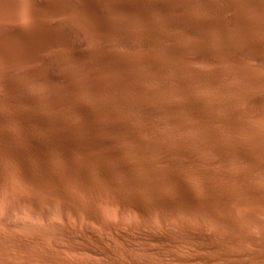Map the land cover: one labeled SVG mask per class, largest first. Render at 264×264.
Here are the masks:
<instances>
[{"label":"bare ground","instance_id":"6f19581e","mask_svg":"<svg viewBox=\"0 0 264 264\" xmlns=\"http://www.w3.org/2000/svg\"><path fill=\"white\" fill-rule=\"evenodd\" d=\"M221 1L223 5L219 6L210 0H98L93 7L98 14L94 15L89 6L69 0L71 18L66 24L85 47H92V52L101 56L97 64L101 67L94 65L99 60L91 61L88 53H75L85 68L95 69L91 72L95 76H89V70L86 74L76 69L75 78L74 71L68 75L66 70V86L48 97L31 96L22 76L0 74V88L19 94L24 107L29 106L14 111L24 123L21 135L26 142L20 135L0 130V152L12 154L9 158L23 155L39 164L33 171L26 161H19L17 168L0 162V169L13 178L10 183L17 187L13 200L35 209L37 201L46 205L55 198L59 210L65 213L72 206L73 195L90 194L143 218L149 211L154 212L161 223L167 216L179 215L197 226L192 229L182 223L159 234L141 233L135 237L126 232L124 238H118L123 239L126 248L157 256L160 261L167 251L176 264H264V233L255 237L247 231L251 223L262 224L257 214L264 216V125L248 127L264 107V76L240 64L252 60L264 70V0ZM49 34L37 27L36 41L40 36L47 44L55 43ZM101 35L109 39L106 46L98 44L100 41L93 43L95 36ZM183 36L192 42H184ZM167 43L177 48H164L147 61L136 57L139 54L128 58L115 51L117 44L137 52L136 48ZM169 55L172 60L167 58ZM63 59L60 61L64 63ZM204 64L214 66L219 77L206 76L196 68ZM21 65L24 68V63ZM153 73L177 77L174 82L170 80L172 85L161 84L158 90H144L137 84ZM207 90L209 94L202 92ZM211 91L226 97L219 99V95L217 99ZM168 96L186 102L175 104L169 102L172 97L167 100ZM136 113L150 119L152 129L166 136L172 130L165 128L163 120L185 133L188 129L194 132L187 119L190 115L208 126L203 135L184 133L177 138L172 133L176 139L164 135L166 138L148 143L140 135L151 136L150 127L134 117ZM226 131L232 136L224 137ZM126 142L133 147L125 146ZM25 189L40 193V199L25 195ZM80 211L85 219L93 220L90 210ZM202 222L209 224L208 231ZM87 236L97 249L84 245L85 252L113 258L114 248L104 242L105 237L100 239L92 232ZM139 240L152 246L139 249L135 246ZM174 250H182L183 254ZM124 255L122 258L132 262L125 250ZM145 258L133 264H153L143 261ZM117 262L115 258L112 262L106 259L105 264Z\"/></svg>","mask_w":264,"mask_h":264},{"label":"rangeland","instance_id":"374dc122","mask_svg":"<svg viewBox=\"0 0 264 264\" xmlns=\"http://www.w3.org/2000/svg\"><path fill=\"white\" fill-rule=\"evenodd\" d=\"M77 1L82 5L89 6L91 8L90 10L94 13V15L98 14V10L96 8L93 9V7L97 4L98 0H77ZM99 1L103 2V0H99ZM210 1L211 3L219 5V6L223 5L221 0H210ZM70 8H71V3L69 2V0H0V74L4 76L7 75L10 78H18L22 76V79H23L22 81L24 83V86L26 85L25 88L26 87L28 88L27 89L29 90L28 93L31 96L40 95L42 97H48L52 92L54 91L57 92V90H59L58 89L59 87L61 89L64 86H66V79H65L66 73L69 75V73L73 74V71H74V73H76V76L74 74V77L77 78V75H78L77 70H82L84 72L85 71L87 72V70H89L90 71V73H88L89 76H93L94 75L93 71L95 69L85 68L84 61L80 59L78 56L77 58L75 57L76 56L75 53L79 51H82V53L84 52L83 54L85 55L88 53L87 55L89 56L91 61L99 60L98 62H95L96 64H94L93 62L94 65H97V64L100 65L99 62L102 61L101 56L100 55L98 56L96 55V53L92 52V47L91 48L88 47L89 49L87 48V46L85 47V45L82 44L83 42L80 36L75 34L67 26L66 21L69 18H71L68 12ZM37 27L46 29L50 33L49 34V37H51L50 40L55 41L56 44L55 43L47 44L46 40L42 39L40 36H38V41H36ZM45 33H42V37H45ZM96 36H95V39H93L94 44L95 42L100 41L98 44L102 43L103 46H106V43L107 44L109 43V39L107 37L103 35H101L102 37L100 36L96 37ZM104 37H105V40H104ZM183 37H184L183 39L184 42L186 43L192 42L190 40L191 39L190 37L188 36H183ZM96 38L98 41H96ZM172 45L171 43H167L164 45H160L161 47L159 45L143 47V48L140 47L141 50L139 48H136L138 52L137 53L135 48H132L130 50V48L127 46L117 44L115 46V51H117L118 55L128 57V58L134 57L132 54H135V55L139 54L140 56L137 55L136 57L147 61V59H150V56L152 54H157L158 52L160 53L164 48L168 51L174 50L177 48L176 44L173 43ZM62 50L64 53L62 52ZM155 50L156 51L158 50V51L156 52ZM129 51H132L130 52L131 54L129 53ZM59 53L60 55H57ZM64 55H66L67 57ZM62 57H64V59ZM167 58L169 60H172L173 57L169 55L167 56ZM58 59L59 61L63 59L64 63L60 61L62 62V65L59 64V61H57ZM21 60L23 61L25 65L24 68L21 67L23 66L21 65L23 64L21 63L22 62ZM247 61H245V63L244 61H242L240 63L241 67L250 69L258 76H260V73H261V76H264V70H262V68L260 67V65H258L257 62H254L252 60L251 61L247 60ZM8 63L9 64L15 63L16 64V65L14 64L15 68L13 65L11 64L9 65ZM66 65H69L70 67ZM223 65L224 67L225 66L227 67V65L225 64ZM65 66H66V69H65ZM211 66H212L211 64L209 66L208 64H204L202 66V69H199L200 67L199 66L197 67L196 65V68L201 73H204L206 76L218 78L220 74L216 71L215 68H213L214 66L212 67ZM98 67H101V66H98ZM25 68H28V70ZM69 68H71L70 71H69ZM29 69L31 70L36 69V70L31 71ZM66 70H68L69 72L68 71L66 72ZM26 71H29L30 73L31 72L35 73L37 71V73L35 74L36 76H34V74L31 75L30 73ZM91 72H93L92 73L93 75H91ZM217 73L219 75H215ZM178 76H179L178 78L183 77L182 75H178ZM34 77H35V81H33ZM176 77L172 78V76L170 75H159L157 73L156 74L153 73V74L147 75V77L143 80V82L138 81L137 84L139 83V86L144 88V90H147V89L148 90H158L160 89L161 84H168L170 80L172 82V79L174 82V79H176ZM171 82L169 85H172ZM231 82L233 83L232 80ZM6 91L7 90L0 88V130L6 131L13 135L16 134L17 136L19 135L22 136L21 133L24 130V123L22 119L14 115V111L20 110V109L24 110V108L28 109L29 106L27 105L24 107V104L21 101V96L19 94L16 95V93L14 92L9 91L10 92L9 93L8 91L7 92ZM202 92L204 94L206 93L209 94L208 90L202 91ZM210 94H212L217 99L219 95L222 96V97H219V99L224 98V96L226 95L219 91H211ZM170 97L172 98L170 99ZM170 97L168 96L167 100L169 101L170 99L169 102H171L172 100V103H175V104L183 105L186 102L183 99H181V97H178V96H170ZM3 98L7 102H3L5 101L3 100ZM227 98H230V97L227 95ZM16 100L18 101L16 102ZM260 112L258 114L259 116L256 115L253 121L248 122V124L250 125L249 126L247 124L248 127L259 128L260 126L264 125V107L261 109ZM190 116L187 119H189L191 123L189 120L187 121H189V124H191L189 126L192 128V130H194L193 133H195L196 135H198L199 133H202V135L206 134L205 128L207 129V126H208L207 123L205 121L198 120L195 117L193 118V116H191V119H190ZM134 117L140 120L142 119V122L148 124V126L150 127L151 136H153L152 140L150 139L151 138L150 135L149 137V136H145L146 135L145 133L143 134L141 133L142 135H140V137L142 136L141 138L143 141L152 143L156 140L157 141L162 140L166 136L165 134H161L163 132L157 128L155 129V127L153 128L154 129L153 130L151 121L150 119L148 120L147 117L146 119L144 118L143 115H140L139 113L138 114L136 113V116ZM163 123H164L165 128H167V130H170V131L172 130L171 134L166 136L168 137L167 139L169 138L174 139L175 138L174 135L176 134H177L176 135L177 138L184 135L185 131L183 132V130L178 129V128L173 129V127L170 125L168 121L163 120ZM193 123L195 124V126ZM204 123H206V125ZM196 124H197V127H196ZM3 127H5L6 129ZM188 130L186 131L187 133L189 134L192 133ZM172 133H174V135ZM193 133L190 135H194ZM230 133H231L230 131L229 133L228 131H226L223 136L224 137L225 135L229 136L232 134ZM159 134L161 135L159 136ZM20 139L24 141V143L26 142V138H24V136H22ZM148 139H150L151 141H149ZM126 143L128 144H125V146L127 145L129 147H133L131 143L129 142H126ZM0 144L2 145L1 137H0ZM4 154L0 152V155L3 156V157H0V162L4 161L6 162V164H9V165L11 163V166L13 167L17 168L19 161H26L33 171H37L39 167V164L37 162L36 163L33 162L32 161L33 159L28 160L26 156L21 155V156L12 157L13 155L9 154V155H12L9 158V155H4ZM13 181L14 180L12 177L6 175V173L2 169H0V264H26V263L27 264H105L106 259H107V262H110V261L112 262V259L114 258H115V261H118L117 262L118 264H133V263H137L139 259H143V257L145 256H146L145 259L147 260H143V261H148V262L150 261L151 263L153 262V264H163V263L164 264H176L173 261H171V259L168 256L169 253L167 251L164 252L165 257L162 259L163 261L162 260L160 261V258L157 256H154L153 258V255H149L147 253L140 254L141 252L140 250L126 248L125 245L123 244V239H120L118 237L124 238L126 232L128 235L135 236V237L136 235L138 236L141 233L142 234H154V233L159 234V233H162L166 229L175 228V226H178L182 223L185 225H188V227L190 226V228L192 229L194 226H197L196 222L192 221L191 219H186L184 217L181 218V216L179 217V215L177 217L176 215L167 216V219L166 218H165L166 220L164 219L165 223L164 221L161 223L158 220L156 214L154 212L152 213L151 211H149L147 218L146 217L143 218L137 215L134 211L130 209L122 208L116 204L111 205V206L109 204L107 205L106 203H103L98 197H95L90 194H85V196L87 195L86 197L84 196V194L83 195L75 194V196H77L79 200L73 195L74 198L71 199L70 202L72 201L74 202V200L76 199L77 201L75 200L74 202L76 204H73L72 202V206L74 205L75 207L74 206L72 207L71 203L69 202L70 204L68 205H70L71 208L70 206H68V208H70L69 210H67L68 212L65 211V213H63L61 212L62 210H59L60 204L57 201V199L54 198L52 199L51 203L45 205L44 203L42 204V202H39L41 201L39 200L41 197L40 193H38L37 195V192H34V190L32 189L29 190L30 191L29 193L28 189H25L23 190V192L25 191L24 193L25 195L27 194H28L27 196L37 195L36 197L37 198L39 197L38 198L39 201L36 200L37 206L35 209H33L30 206H28L27 203H23V202L17 203L15 199L13 200L12 193L15 192L17 189V187L14 184L10 183ZM7 190H8V193L6 192ZM69 196L71 197L72 195H69ZM5 197H8V200ZM10 200H11V203H10ZM7 201H9V203ZM13 202H16L17 204L14 203L15 204L14 206L12 204ZM92 206H93L92 208L93 210L91 209ZM83 209L90 210V213L93 214L92 221H89L84 218L82 212L80 211ZM70 212L71 213L73 212L74 214L73 213L71 214ZM256 219L260 223H262L260 226H257L256 224L253 225V223H251V225L249 224L247 227V231L255 237L264 233V216L261 214L260 215L257 214ZM202 223H203L202 226L204 230L208 231L210 229L209 224H207L206 222H202ZM88 231L92 232L100 239L101 238L103 239L105 237L104 242L107 241L106 242L107 245L109 247L111 246L112 248H114L113 251H114L115 257L113 255V258H102L103 256L92 255V254L85 252V249H87V247L88 248L91 247V249H97L96 244L94 245L93 243V240L91 239L92 240L91 242V240L88 239V236H89V235L87 236V234L89 233ZM121 234L123 235V237ZM145 242L142 240H139L138 242L135 243V246L139 249H143L146 246H148L146 248H149L152 246L151 244L148 245L147 244L148 242L147 243ZM141 243H143L142 246H141ZM84 245L85 246L89 245V246L85 248ZM121 245L124 249L121 247ZM124 250L128 254L129 258L132 257V259L130 258L132 262H127L128 261L127 259L122 258L125 256ZM133 250H136V251H133ZM177 252L180 253L181 255L183 254L182 250H176V252L174 250V253H177ZM186 253L187 252L184 251V254ZM135 260H138V261H135Z\"/></svg>","mask_w":264,"mask_h":264}]
</instances>
